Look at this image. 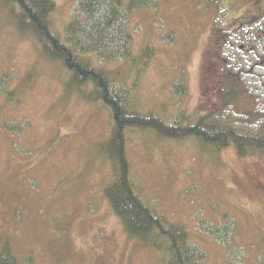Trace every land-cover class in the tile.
I'll return each mask as SVG.
<instances>
[{
  "label": "rangeland",
  "instance_id": "374dc122",
  "mask_svg": "<svg viewBox=\"0 0 264 264\" xmlns=\"http://www.w3.org/2000/svg\"><path fill=\"white\" fill-rule=\"evenodd\" d=\"M54 1L53 27L60 31L79 0ZM230 1L152 0L125 21L130 56L114 44L110 53L118 59L93 55V67L128 93L131 112L195 123L196 58L209 46L213 14L228 23ZM18 11L0 0V77L9 75L15 92L13 101L0 93V252L8 241L14 264H167L163 251L125 230L104 196L112 163L103 144L115 127L110 110L87 99L94 86H69L66 69L21 32ZM14 120L24 125L19 136L3 128ZM238 127L264 137L263 126ZM126 139L141 201L186 229L205 255L202 264H264L263 151L240 156L233 146L140 127L127 129Z\"/></svg>",
  "mask_w": 264,
  "mask_h": 264
},
{
  "label": "trees",
  "instance_id": "16d2710c",
  "mask_svg": "<svg viewBox=\"0 0 264 264\" xmlns=\"http://www.w3.org/2000/svg\"><path fill=\"white\" fill-rule=\"evenodd\" d=\"M2 1L18 6L19 11L14 14L17 26L21 32L29 33L38 40L45 56L66 69L70 75L69 86H94L95 96L89 94L87 99H100L110 110L115 127L103 148L112 168L103 193L125 230L155 250L163 251L168 256L167 264H202L205 255L198 252L197 246H192L186 229L154 206L141 201L139 189L134 188L126 131L140 127L174 139L194 137L204 145L212 144L219 149L233 146L240 156H245L250 149L264 152V137L233 126L209 124L206 118L183 126L177 122L164 121L159 116L135 114L128 109V93L112 85L104 68L93 67V55L98 61L118 59L117 55L110 53L109 46L114 44L119 46L118 49H124L125 56H130L133 36L125 21L130 20L135 10L150 5L152 0H79L74 15L60 31L53 27L52 16L56 10L54 0ZM148 53L149 50H146L144 56H149ZM9 80L10 76L5 73L0 77V93H7L8 99L13 101L15 92L9 90ZM3 128L19 136L24 125L14 120L5 122ZM15 144L18 147V141ZM10 253L7 241L0 252V264H14Z\"/></svg>",
  "mask_w": 264,
  "mask_h": 264
},
{
  "label": "flooded vegetation",
  "instance_id": "af4514ba",
  "mask_svg": "<svg viewBox=\"0 0 264 264\" xmlns=\"http://www.w3.org/2000/svg\"><path fill=\"white\" fill-rule=\"evenodd\" d=\"M248 2H224L228 23L217 21L215 13L211 18L209 46L196 58L201 82L196 85L199 100L195 123L206 118L209 124L213 121L239 129L244 124L264 127V0H251L244 7ZM227 111L231 118L224 114Z\"/></svg>",
  "mask_w": 264,
  "mask_h": 264
},
{
  "label": "bare ground",
  "instance_id": "6f19581e",
  "mask_svg": "<svg viewBox=\"0 0 264 264\" xmlns=\"http://www.w3.org/2000/svg\"><path fill=\"white\" fill-rule=\"evenodd\" d=\"M147 8V7H146ZM138 10V9H137Z\"/></svg>",
  "mask_w": 264,
  "mask_h": 264
}]
</instances>
